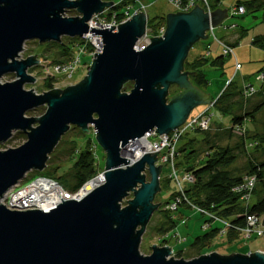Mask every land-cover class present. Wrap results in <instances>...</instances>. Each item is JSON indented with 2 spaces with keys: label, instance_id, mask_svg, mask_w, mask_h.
<instances>
[{
  "label": "water",
  "instance_id": "95a60500",
  "mask_svg": "<svg viewBox=\"0 0 264 264\" xmlns=\"http://www.w3.org/2000/svg\"><path fill=\"white\" fill-rule=\"evenodd\" d=\"M112 7L102 0H0V143L15 132L27 136L19 148L0 151V264H264L259 252L210 253L186 261L173 258L170 247L155 245L151 255H142L143 236L160 208L154 201L161 192L163 166L157 165L159 152L131 164L129 147L138 142L143 151H151L143 140L147 133L169 135L194 109L214 103L191 82L194 74L185 71V62L228 11L210 16L196 6L187 14H169L164 37L138 50L147 30L146 14L134 16L117 32L116 27L90 31L92 18ZM72 10L79 16L66 17ZM89 32L102 36L104 49L95 54L82 82L41 95L24 88L36 83L29 70L40 63L36 56L20 59L27 42L60 44L63 38H83ZM7 74H15L16 80L3 84ZM127 83L134 86L123 93ZM173 86L180 93L169 99ZM40 107H47L41 118L26 116ZM72 126L84 133L94 126L106 154L95 188L82 199H63L50 211L3 205L4 196L29 173L47 168ZM129 196L133 199L122 207Z\"/></svg>",
  "mask_w": 264,
  "mask_h": 264
},
{
  "label": "rangeland",
  "instance_id": "374dc122",
  "mask_svg": "<svg viewBox=\"0 0 264 264\" xmlns=\"http://www.w3.org/2000/svg\"><path fill=\"white\" fill-rule=\"evenodd\" d=\"M197 1L198 5H200L201 1ZM239 1L244 0H222V4L218 10H227L228 17L221 25L215 27V36L218 40H223V42L229 45L238 42L239 45L235 48L232 46L236 58L234 56L226 57L224 68H215L211 61L223 55V47L212 36L208 37V40L197 42L189 52V62L202 56H209L211 59L203 68L210 84L206 88L201 89L206 95H209L210 102H216L220 95L227 89V86L231 81H234L235 83L229 88L227 92L228 95L221 105L223 110L218 106L209 108V105H203L197 107L191 113L190 118L197 117L209 109V114L212 117L210 127L207 130L189 132L178 145L180 148L189 143L187 146L188 152H196L195 156H192L190 159H186L185 157L187 152L178 156V174L181 180H183V175L187 171V168L202 166L207 160V154L213 153L215 151L213 148L215 149L217 147L231 148L236 152L237 160L230 168L233 175H242L248 166V162L251 160H253L256 165L264 162V108L254 119H246L241 127L234 125L233 123L234 117L251 113L255 107L264 103V89L262 90L261 88L264 84L260 79L263 75L262 70H264V48L253 45V41L256 37L264 36V0H257L256 3L261 7L255 12L251 11L248 7L249 11H247L246 14L233 18V9L236 8V4ZM142 3L146 7V15L151 20L163 17L166 19L169 14L180 13L169 0H142ZM139 5L138 2L135 6L139 7ZM77 16H79V14L74 17ZM66 17L71 16L66 13ZM231 26H235V28H232ZM161 27H163V25ZM161 27L159 28L157 26L152 29L148 26V34L141 40L140 45H149L151 39L161 38L159 37V30ZM243 30H246V32L240 38V34ZM48 44L50 43L40 44L35 40L29 41L24 46V51L21 53L20 57L21 60H26L29 57L36 56V59L40 62L39 65L29 70V74L36 78V83L27 84L24 87L26 90H33L39 95L48 92L46 82L54 77L57 78L53 82L55 90L64 91L69 87L79 84L86 78L91 66L88 64H92L93 61L91 56L80 54L81 63L77 66L71 79L69 76L63 74H51L50 69L57 66V64L53 63L57 60V51L53 47L48 46ZM77 54H75V56H77ZM237 62L241 66L239 71L236 70ZM15 80V74H7L3 77L2 83L14 82ZM132 88L129 91L123 89L122 92L130 93ZM251 88L255 89V91L251 94H247ZM178 93H180V89L177 86H173L169 92V99L173 98ZM46 110L47 107H40L27 112L26 116L36 119L41 118L46 113ZM88 131L90 133H84L88 135L87 137L80 136L76 138L77 131L70 129L54 151L57 156L56 160L63 159L64 154L62 153H66L73 148L70 143L77 141L79 147H84L86 146V140L90 137L96 142L95 127L90 126ZM22 134L21 132H15L10 140L5 143H0V151L3 152L9 149H16L24 145L27 142V136L24 133ZM95 142H92L91 149L96 153L98 158L97 163L99 165L98 169L100 170V174H98L97 177H101V174L103 173L102 170H105L106 168V154L101 146L97 142V144H95ZM162 166L161 192L156 196L154 201L156 205L160 204V208L162 204L170 199L172 193L178 191L176 180H170L172 169L166 164H163ZM44 172L51 173L52 168L47 167ZM32 175H34V173H29L18 186L29 180ZM149 180L150 177L148 176V181ZM18 186L13 188L17 193L20 192L17 191L19 190ZM257 196L258 195L256 194L252 196L250 205H253L258 201L260 196L259 198H257ZM132 199L133 196L126 198L122 203V207H127L129 204L128 202ZM1 203L6 205L7 201H2ZM159 212L160 210H158L156 214L154 213L143 236L140 251L144 256L151 255L152 247L155 245L159 246L158 243L160 239H162V235L158 236L156 231L164 220V217L159 214ZM173 217L176 220L177 228L171 232L172 237L166 244L174 250L172 255L173 258L179 259L177 254L180 252H183L181 253V256L182 259L186 261L210 253H218L222 256H231L232 254L245 256L255 254L256 252L264 254V238L259 239L253 237L246 240L242 235L241 239L231 242L226 236H217L207 245L201 247L194 246L196 238L203 237L206 234H209L212 230L223 229L224 225L218 222H212L211 227L205 228L208 226L206 223L208 218L198 210L185 206L180 207L179 210L174 212ZM174 234L179 235L183 241L178 242L175 240L173 236Z\"/></svg>",
  "mask_w": 264,
  "mask_h": 264
},
{
  "label": "trees",
  "instance_id": "16d2710c",
  "mask_svg": "<svg viewBox=\"0 0 264 264\" xmlns=\"http://www.w3.org/2000/svg\"><path fill=\"white\" fill-rule=\"evenodd\" d=\"M256 2L257 0L239 1L236 4V8H244L246 13L250 8L251 11L255 12L261 7ZM137 3L138 1L136 0H124L122 4L118 5L113 10L116 11L119 16H123L126 7L134 6V8L137 9L138 6H135ZM221 4L222 0H214L212 1L211 6L213 10L216 11L219 9ZM67 15L74 17L78 15V13L72 10L67 11ZM166 24L167 20L164 17L152 20L149 19L148 22V26L152 29L156 28L157 26L159 28L162 25L166 26ZM245 32L246 30H243L241 32L240 38L245 34ZM237 45H239L238 42L235 44H231L230 46H234L235 48ZM253 45L264 48V36L256 37L253 41ZM48 46L53 47L57 51V60L53 63L64 64L72 60L74 55L79 52L80 47L83 46V41L80 38H63L62 43H50L48 44ZM226 57L229 56H225L223 54L222 56L213 59L211 63L215 68L223 69L226 62ZM210 60L211 59L209 58V56H202L200 58H196L192 62H189L188 59L185 62V71L194 74L190 78L191 82L200 89L206 88L210 84L205 71H203V68ZM262 73L264 74V70H262ZM54 81L55 79L53 78L46 82V88L48 92L56 91L53 87ZM234 83V81H231L228 84L227 89L215 102V107L218 106L222 109L221 105L228 95L227 92L229 88L234 85ZM132 87L133 83H127L124 86V89L126 91H129ZM261 88L263 90L264 86L262 85ZM263 108L264 103L255 107V109L251 113H246L243 116L234 117V125L241 127L246 119H254L255 116ZM71 130L77 131L76 138L80 136H88L84 134V132L78 127L72 126ZM22 136L24 137L23 134ZM86 141V146L84 147H79L77 145V141L70 143L73 148H71L66 153H62L64 154L63 159L56 160L57 156L54 152L50 156L47 166L48 168H52V172L46 173L44 172L45 170L43 172H32L34 173V175H32V177L26 182H23V184L20 185V188L26 187L27 185L31 184L38 177H45L56 181L69 195L78 193L86 184H88L90 181L96 178L98 174H100V170L98 169L99 165L97 163L98 158L96 156V153H94L91 149L92 142L95 141L91 137ZM96 142L95 144H97ZM188 144L180 147L178 151L179 155L187 152V155H185L186 159H190L196 154L195 151H192L190 153L188 152ZM213 150H215L213 153L207 154V160L202 166L189 167L186 169V172L194 176L195 181L193 184L186 187L184 198L193 205L212 212L218 215L220 218L230 222L232 227L228 230L226 237L231 242L241 239V232H239L238 229L244 228L246 226L248 216L264 215V162L256 165L254 164V161L251 160L248 162V166L246 170H244L242 175H233L230 168L235 164V161L237 160L236 152L231 148L217 147L215 149L213 148ZM176 166L177 168L179 166L177 161ZM248 176H256L258 180L257 186L253 191L252 196L256 194L258 195L257 198H259V196L260 198L253 205H250V202L248 203L244 201L243 195L235 191L237 187L243 184L244 179ZM179 196L180 193L178 191H175L171 194L170 199L161 205L159 214L164 217V220L161 223L160 227L156 230L158 236L162 235L163 237L167 234H172L171 232L177 228L176 220L173 217L174 213L166 210V206H168V204H170L172 201H175ZM185 203L186 201L183 199L182 205L180 207H189ZM221 230L222 229H215L203 237L196 238L194 246L201 247L209 244L217 236L220 235L219 233ZM168 242V239L163 238L159 241L158 244L161 247H165ZM181 253L183 252L177 254V257L179 256V259H182Z\"/></svg>",
  "mask_w": 264,
  "mask_h": 264
},
{
  "label": "built area",
  "instance_id": "2783aa9c",
  "mask_svg": "<svg viewBox=\"0 0 264 264\" xmlns=\"http://www.w3.org/2000/svg\"><path fill=\"white\" fill-rule=\"evenodd\" d=\"M105 2H112L113 7L106 9L102 14H97L95 15L92 20L88 23L90 31L91 28L98 29V30H106L109 29L111 30V27H116L114 30L115 32L118 31V26L123 25L127 23L128 21L132 20L134 16L139 15L140 13L146 14L145 10L146 7L144 4L140 1L139 2V7L137 9L134 8V6H129L125 8L123 16H119L116 11L113 9L117 7L118 5L122 4L124 0H104ZM172 5L176 8V10L180 13H190L192 10L196 8V6H200L204 9L206 14H209L210 16L214 12L211 3L213 0H200L201 4L198 5L197 0H169ZM246 14V11L244 8H234L232 12V17H239ZM149 19V18H148ZM232 28H235V26H231ZM148 24H147V30L146 34L143 38H145L148 34ZM166 32V26L161 27L159 30V37H164ZM208 37H213L222 47H223V54L225 56H235L234 53V48L227 43L223 42L222 40H218L215 36V28L211 26L210 30L207 32ZM142 38V39H143ZM141 39V40H142ZM83 41V46L80 47V50L77 54V56L74 55L72 60H70L67 63L64 64H57V66H54L50 69L51 74H63L65 76H69L70 79L73 77L77 66L81 63V57L80 54H83L85 56H91L92 59H95V54H101L104 49V43L102 40V36H94L92 32H89L86 34L82 39ZM141 42V41H140ZM140 42L138 44L137 49L138 50H143L147 45H140ZM89 54V55H88ZM91 65V64H88ZM236 70L239 71L241 66L237 62L236 64ZM56 80L57 78L54 77ZM260 79L263 81L264 84V74L260 77ZM255 91V89L251 88L247 94H251ZM215 102L209 106V108L213 107ZM211 115L209 114V109H207L205 112L200 114L197 117H191L189 118L185 124H183L181 127L176 129L175 131L171 132L169 135H159L157 130H153L145 135L143 137V140L147 141L151 146L152 150L151 151H142L140 155H136V153H133V155H128V159L133 160L131 164L135 163L139 159H141L143 156L146 154H156L159 152L158 156V162L157 165H169L170 168L172 169V175L170 176V179H175L178 185V192L180 193V196L175 200L172 201L168 206L166 207V210L174 213L177 210H179L180 206L182 205L183 199L186 201L185 204H187L190 208L198 210L201 214H203L205 217H207V227H211L212 222H218L222 225H224V228L220 231L219 236H226L228 230L232 227L231 223L220 218L218 215L209 212L207 210H204L200 207H197L187 201L184 196H185V189L188 185H191L194 183L195 178L192 174L185 172L183 175V180L180 179V176L178 174V168L176 166V161L177 157L179 156V143L182 141V139L185 137L186 134L192 131L196 130H207L210 127V122H211ZM136 142L135 144H137ZM133 145V144H132ZM131 145V146H132ZM130 146V147H131ZM129 147V148H130ZM131 149V148H130ZM132 150V149H131ZM39 181L44 182H51L53 185L56 186V188L60 191V194H62L63 199H78V196L80 193L83 192L85 185L78 193L69 195L67 192L63 189L62 186H60L56 181H53L52 179H48L45 177H38L35 179L31 184L27 185L26 187L20 188L21 186H18L17 191L12 189L10 190L4 198L1 200L2 201H7V204H3L6 207L10 209H38L36 207H22L18 205H14L12 203V199L14 196H17L18 194H22L23 192H26L27 190H30L32 188H35V184ZM258 180L256 176H248L244 179V182L242 185L237 187L235 189L236 192L240 193L243 195V200L246 202H250L252 198L253 191L255 190L257 186ZM15 191V192H14ZM64 194V195H63ZM62 199V200H63ZM239 232H241V235L244 239L248 240L253 237L263 239L264 238V215L262 216H255V215H250L247 218V224L244 228L238 229ZM175 240L178 242H182L183 239L177 235H173ZM172 237V234H167L162 237L165 239L170 240ZM161 240V239H160ZM165 247H169L166 245ZM172 249V248H171ZM174 253V250L172 249V255ZM173 257V256H172Z\"/></svg>",
  "mask_w": 264,
  "mask_h": 264
},
{
  "label": "bare ground",
  "instance_id": "6f19581e",
  "mask_svg": "<svg viewBox=\"0 0 264 264\" xmlns=\"http://www.w3.org/2000/svg\"><path fill=\"white\" fill-rule=\"evenodd\" d=\"M130 148L133 150V153H136V155H140L144 150V147L139 143H134ZM98 178L100 177H97L85 186L83 192L79 194L78 199L84 198L89 192H91L95 188L93 182ZM62 199V194H60V191L56 188L55 185H53V183H43L42 181H39L35 184V188H32L30 190H27L26 192H23L22 194L14 196L12 199V203L14 205L22 207H36L44 211H50L53 207L59 205Z\"/></svg>",
  "mask_w": 264,
  "mask_h": 264
}]
</instances>
